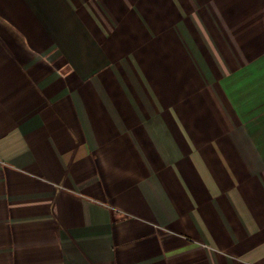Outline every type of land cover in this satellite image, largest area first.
Here are the masks:
<instances>
[{"label":"crops","instance_id":"1","mask_svg":"<svg viewBox=\"0 0 264 264\" xmlns=\"http://www.w3.org/2000/svg\"><path fill=\"white\" fill-rule=\"evenodd\" d=\"M0 264H264V0H0Z\"/></svg>","mask_w":264,"mask_h":264}]
</instances>
